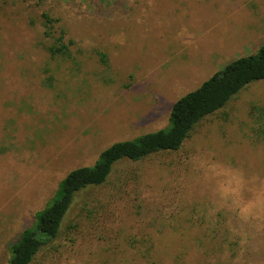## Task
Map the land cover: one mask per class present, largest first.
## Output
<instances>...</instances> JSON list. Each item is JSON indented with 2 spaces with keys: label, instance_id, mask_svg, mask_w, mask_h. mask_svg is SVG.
Wrapping results in <instances>:
<instances>
[{
  "label": "rangeland",
  "instance_id": "374dc122",
  "mask_svg": "<svg viewBox=\"0 0 264 264\" xmlns=\"http://www.w3.org/2000/svg\"><path fill=\"white\" fill-rule=\"evenodd\" d=\"M43 10L74 41L68 57L47 50ZM263 41L264 0H0V264L68 171L165 128L176 99ZM253 102H264V79L198 122L179 149L118 162L76 198L36 264H264ZM118 236L138 250L151 236L149 261Z\"/></svg>",
  "mask_w": 264,
  "mask_h": 264
},
{
  "label": "trees",
  "instance_id": "16d2710c",
  "mask_svg": "<svg viewBox=\"0 0 264 264\" xmlns=\"http://www.w3.org/2000/svg\"><path fill=\"white\" fill-rule=\"evenodd\" d=\"M40 16L44 35L51 39V44L47 46L50 55L68 57L70 45L74 41L66 38L64 27L55 26L59 19L50 17L46 10ZM261 79H264V41L254 53L228 62L197 88L176 99L171 106L169 122L165 128L143 133L133 139L112 142L99 153L93 164L68 171L59 181L50 202L35 213L32 225L23 228L18 240L10 245L8 264H36L38 255L59 238L65 217L76 198L90 188L105 183L118 162L138 161L160 151L179 149L198 122L224 107L248 84ZM248 115L256 125L254 128L251 125L250 132L259 135L251 140L259 142L264 137V102L250 103ZM81 209L91 214L86 203ZM222 222L218 215L214 224L206 230H210L213 236H218L222 231ZM149 237L151 236L144 238V250H138L130 236H118V239L125 241L127 247L136 249L137 255L149 261L153 247V241Z\"/></svg>",
  "mask_w": 264,
  "mask_h": 264
}]
</instances>
